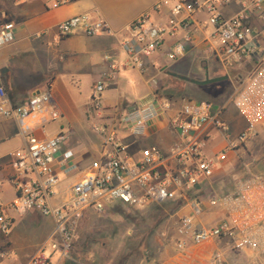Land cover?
I'll return each mask as SVG.
<instances>
[{
  "label": "built area",
  "instance_id": "2783aa9c",
  "mask_svg": "<svg viewBox=\"0 0 264 264\" xmlns=\"http://www.w3.org/2000/svg\"><path fill=\"white\" fill-rule=\"evenodd\" d=\"M75 1L53 0L56 6ZM230 2L165 0L155 10L170 6L166 24H155L150 15L145 14L127 28L128 37L122 44L126 60L121 67L145 73L147 61L159 53L169 39H174V43L166 56L169 61L177 62L195 47L197 31H209L204 38L206 53L224 71L252 64L246 75L237 74L234 78L235 107L246 120L245 131L231 139L230 125L223 119L226 106L155 92L147 102L124 112L119 125L121 131L140 137L156 124L168 121L169 128L178 136L169 150L150 146L135 155L122 137L119 138L116 127L94 125L102 137L100 156L75 183L71 199L62 206L52 204L60 182L56 167L76 170L77 166L70 162L75 153L67 150L62 158L58 157L66 140L64 134L45 139L29 134L26 148L10 162L17 176L12 181L16 196L8 204L0 201V239L2 236L7 239L12 233L15 215L35 210L53 217L55 227L50 237L29 264H58L53 261L54 255H59L60 259L71 258L86 211L101 213L114 204L131 208L173 201L181 204L183 211L177 223V248L181 252L234 240L235 243L229 245L230 252L240 250L253 256L264 253V172L240 181L234 190L219 199L209 197L204 201L200 197L203 187L215 174L214 160L207 155L212 143L208 129L211 127L221 133L227 140V149L234 151L254 136L264 122V0H241L242 11L227 18L220 7ZM202 13L207 15L206 22L197 19ZM254 18L260 26L252 23ZM82 26L90 37L114 34L103 18L94 19L89 14L63 21L57 31L63 39ZM15 29L13 22L0 23V47L15 42ZM119 66V60H113L112 71L102 74L93 87L91 107L97 114L105 111L104 94ZM39 113H49L53 122L62 118L53 105L51 90L34 92L24 104L14 105L6 90L0 87V118L23 121ZM24 176L31 178L25 182L20 178ZM214 208H220L221 217L206 220L207 213ZM2 247L0 264L11 255L7 243L2 242ZM49 249L52 254L48 253ZM225 261V251L220 249L212 251L207 258L210 264Z\"/></svg>",
  "mask_w": 264,
  "mask_h": 264
},
{
  "label": "crops",
  "instance_id": "0c3cea01",
  "mask_svg": "<svg viewBox=\"0 0 264 264\" xmlns=\"http://www.w3.org/2000/svg\"><path fill=\"white\" fill-rule=\"evenodd\" d=\"M164 1L77 0L56 6L53 0H0V23L16 24L15 42L0 47V87L6 90L14 105L24 104L34 92L51 90L53 105L62 115L55 122L50 119L49 113H39L23 121L0 118V196L3 197L0 201L3 204L10 203L16 196L15 191L13 198H6L4 187L8 181L13 185L12 181L17 177L10 162L26 148L29 134L40 139L64 134L66 140L58 157L62 158L63 152L67 150L75 153L70 162L77 166L76 170L56 167L60 182L57 186L58 195L52 201L53 206H62L71 199L75 183L98 160L102 150V137L95 131L94 125L116 127L119 138L122 137L130 150L135 147V151L131 150L135 155L150 146L168 151L177 140L178 136L169 128L168 121L156 124L140 137L121 131L119 125L124 112L147 102L153 93L169 87L171 82L167 80L172 78L170 74L174 71L205 79L207 74L213 78L222 70L218 63L217 67L210 70L207 62L201 58V53L207 54L204 38L209 31H197L195 47L177 62L169 61L166 56L174 43V39H169L162 50L147 61L145 73L132 67H121V63L126 60L122 44L128 37L127 28L145 14H149L150 20L155 24H166L170 18V6L163 5L160 10H155ZM242 9L241 0H231L220 7V12L224 17L232 18ZM83 14H89L94 19L103 18L114 34L90 37L84 33L82 26L72 35L61 39L57 31L58 25ZM197 19L206 22L207 15L198 14ZM252 23L260 26L256 18L252 19ZM113 60H119V70L104 94L105 111L97 114L91 107L93 87L102 74L112 71ZM251 66L252 64L237 66L233 70L244 76ZM229 80H232L231 75ZM227 112L228 110L223 119L229 125L234 122L238 124L235 134L238 135L245 124L242 118L232 119L227 116ZM261 126H264V122ZM208 132L213 143V135L218 132L211 127ZM230 132L233 133V130ZM211 154L207 153L214 160L215 174L203 187L204 193L212 191V183L220 182L218 176L223 172L221 161L225 157H232L234 153L227 149L226 140ZM20 178L26 182L31 177ZM115 206L116 204L109 208ZM91 213L92 211H86L82 222ZM21 216L25 218L20 219L19 227L15 226L18 217L15 215L12 233L7 239H0V249H3L2 242L7 243V249L11 253L9 258L2 261L3 264H29L55 227L53 217L43 216L35 210ZM220 217L221 212L214 208L210 209L207 219L213 221ZM204 258L206 259V255L201 254L198 247H193L178 253L170 263L166 261L163 264H201ZM56 262L63 264V259L59 258Z\"/></svg>",
  "mask_w": 264,
  "mask_h": 264
},
{
  "label": "rangeland",
  "instance_id": "374dc122",
  "mask_svg": "<svg viewBox=\"0 0 264 264\" xmlns=\"http://www.w3.org/2000/svg\"><path fill=\"white\" fill-rule=\"evenodd\" d=\"M200 55L203 61L207 62L210 70L218 66L210 55L203 53ZM251 68L252 66L248 69ZM178 74L187 76L180 72ZM226 75H231L232 80L204 87L174 77L167 82H171L169 89L180 99L206 101L217 106H226L227 116L232 119L242 118L235 107L234 78L237 72L233 69L229 72L222 69L216 77ZM202 76L204 78V75L200 77ZM188 77L197 78L196 75H188ZM242 120L245 125L238 135H235L238 124L234 122L230 125V130H233L230 134L231 139L237 138L247 128L246 120L244 118ZM213 139V143L207 149L209 155L226 142L225 137L220 133H215ZM131 150L136 149L132 147ZM229 151L234 154L232 157L222 159L223 172L218 176L221 179L220 182L212 183V191L200 195L202 200L206 201L209 197L219 199L222 195L234 190L240 181L252 174L264 172V126H259L255 135L246 143L239 145L237 150ZM6 184L4 196L13 198L15 195L13 185L9 181ZM0 200L2 201L3 197L0 196ZM181 207V204L169 201L131 208L116 205L101 213L92 212L81 223L71 258L63 259V264H163L166 261L170 263L178 253H183L177 248L179 238L177 223L183 213ZM215 209L219 211L220 208ZM207 217L208 215L205 217L206 220ZM23 218L25 217H17L16 228L19 227L20 219ZM234 243V240L219 241L212 245L198 247L200 253L206 255V259L204 258L201 264H210L207 258L215 249L225 251L224 264H264V253L253 256L240 250L230 252L229 245ZM48 253L52 254L50 249ZM59 258V255H54L53 261L56 262Z\"/></svg>",
  "mask_w": 264,
  "mask_h": 264
},
{
  "label": "water",
  "instance_id": "95a60500",
  "mask_svg": "<svg viewBox=\"0 0 264 264\" xmlns=\"http://www.w3.org/2000/svg\"><path fill=\"white\" fill-rule=\"evenodd\" d=\"M173 77L175 78H179L180 80H183V81H186V82H190L194 85H197V86H209V85H213V84H216V83H219V82H223V81H226L229 79V76H220V77H213L211 78L209 76V74H207L206 78L203 79V80H198V79H191L190 77L188 76H183V75H180V74H177V73H172L171 74Z\"/></svg>",
  "mask_w": 264,
  "mask_h": 264
},
{
  "label": "trees",
  "instance_id": "16d2710c",
  "mask_svg": "<svg viewBox=\"0 0 264 264\" xmlns=\"http://www.w3.org/2000/svg\"><path fill=\"white\" fill-rule=\"evenodd\" d=\"M173 73H176V72H173ZM172 74V73H171ZM170 74V75H171ZM178 74V73H177ZM171 77H173L172 75H171ZM175 78V77H174ZM191 79H196V78H191ZM210 86V85H209ZM157 92H159V93H161V94H164V95H167V96H170V97H174V98H178V96L176 95V94H174L173 93V91L171 90V89H169V87H167V88H163L162 90H160V91H157ZM2 238H5L4 236H2Z\"/></svg>",
  "mask_w": 264,
  "mask_h": 264
},
{
  "label": "flooded vegetation",
  "instance_id": "af4514ba",
  "mask_svg": "<svg viewBox=\"0 0 264 264\" xmlns=\"http://www.w3.org/2000/svg\"><path fill=\"white\" fill-rule=\"evenodd\" d=\"M229 80V79H228ZM228 80H226V81H228Z\"/></svg>",
  "mask_w": 264,
  "mask_h": 264
}]
</instances>
